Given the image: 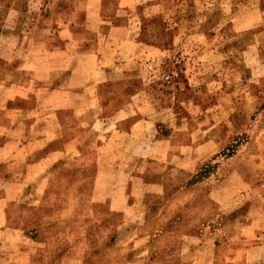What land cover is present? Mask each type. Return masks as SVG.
<instances>
[{
    "label": "rangeland",
    "instance_id": "rangeland-1",
    "mask_svg": "<svg viewBox=\"0 0 264 264\" xmlns=\"http://www.w3.org/2000/svg\"><path fill=\"white\" fill-rule=\"evenodd\" d=\"M84 83L93 105L68 109ZM6 85L35 89L21 107L56 89L33 128L54 140L28 159L62 150L0 151V264H264L242 239L264 218V0H0ZM98 115L140 123L100 148ZM142 129L168 137L161 159L136 153Z\"/></svg>",
    "mask_w": 264,
    "mask_h": 264
},
{
    "label": "crops",
    "instance_id": "crops-1",
    "mask_svg": "<svg viewBox=\"0 0 264 264\" xmlns=\"http://www.w3.org/2000/svg\"><path fill=\"white\" fill-rule=\"evenodd\" d=\"M14 47H17V46L14 45ZM19 48L20 46L16 48V50H18ZM33 77H36V76L33 75ZM87 87H88L87 83H84V85L82 84V88L80 89H77V88L74 89L73 86H71L66 90V96L73 95L75 93V95L80 96L81 98L75 105L66 103V107L68 109H71L72 111H80L81 113H84L86 112V110L89 109L90 105H93L90 102L91 101L90 93L88 92ZM2 88H5V89L1 90L2 92L1 95L6 93L5 95L7 96L5 99H0V130H2L0 131V135H1L0 143L2 146L0 147V151H4L3 158L1 160L5 163L18 162V163H23L25 167H33V166L38 165L41 161L47 160L48 158H50L51 155H53V153L59 150L61 151L62 149H58L57 147H51L50 149L45 151L42 155H39L38 157L32 160L28 159L32 154L44 149L45 146H49L54 140L53 137L45 136L44 129L35 133L33 131V128L35 125H37L39 121V114L42 110L56 109L57 106L54 103V101L51 99L52 97H54V94L57 92L56 89L50 88V87L44 88L43 97L40 101H38L36 104L32 106L21 107L18 105L16 106L10 105V102L14 101V98L16 97H21V96L24 97V95L25 96L29 95L28 94L29 91H35V89L28 90V92L21 94L22 92H20V88H12L8 85L3 86ZM98 107L101 109L100 105ZM2 112H6V113L2 114ZM10 112H12L13 114H10ZM15 112H20V113L22 112L23 113L22 118H17L19 116ZM125 117L128 118L129 116H125ZM104 119L105 118L102 117V115L97 116L99 129L100 130L104 129V131H108V133H106L102 137V142H101V145L99 146L100 148L105 147L108 141L112 139V136L116 135L120 131L122 132L123 135L129 136V137L135 136L134 134L135 127L136 125H139L140 123L139 119L136 118L130 121V124L128 125L126 129H121L119 125H117L115 122H114V126L106 127V122L104 121ZM140 133H144L142 135L144 139L142 143L140 144L141 146L139 147V152H136L138 153V156H140L141 158H148V159H161L163 157L161 155V153H163L162 151L165 149L167 151L168 149V144H169L168 137L163 136V137H160L159 139H156V141L153 142L152 140L147 139V134H148L147 130L142 129ZM128 174H129L128 172L124 173V175H127V176ZM157 192H159V190H156V193ZM126 205H127L126 207H129V208L130 207L132 208L133 206L130 203H127ZM129 212L132 213L131 211ZM135 218H132V216L129 217L130 220L136 222L137 218L136 219ZM143 218L142 220L140 219L141 223L144 222ZM258 220L260 221L258 224V227H260L258 232H255L254 229L249 230V226L244 225L243 229H244V233L246 234L243 235L242 239H247L252 236V234H247V231H248L253 234L257 233L258 238L264 240V218H260ZM198 230L200 229L198 228ZM213 230L211 229L209 230V235L212 236V239L215 241L217 239L215 236H213L215 235ZM200 235L198 237L201 239L202 237H200ZM254 238H257V237H254ZM212 247L209 246L208 249L211 250ZM206 253L208 254L206 255V257L202 259L201 263L202 264H213V259H212L213 252H206ZM243 253H244L243 257H246V258L249 257L250 255L249 252H243ZM147 255H148V258L151 257V254L149 253Z\"/></svg>",
    "mask_w": 264,
    "mask_h": 264
},
{
    "label": "built area",
    "instance_id": "built-area-1",
    "mask_svg": "<svg viewBox=\"0 0 264 264\" xmlns=\"http://www.w3.org/2000/svg\"><path fill=\"white\" fill-rule=\"evenodd\" d=\"M170 76L169 75H166L165 78L168 79Z\"/></svg>",
    "mask_w": 264,
    "mask_h": 264
}]
</instances>
